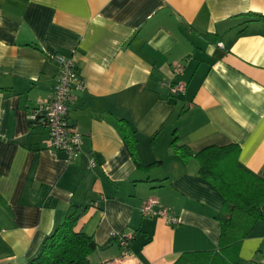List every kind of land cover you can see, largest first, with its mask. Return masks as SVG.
Masks as SVG:
<instances>
[{
	"label": "crops",
	"instance_id": "crops-1",
	"mask_svg": "<svg viewBox=\"0 0 264 264\" xmlns=\"http://www.w3.org/2000/svg\"><path fill=\"white\" fill-rule=\"evenodd\" d=\"M54 54L70 57L84 84L68 109L82 135L72 162L29 120L51 97ZM168 80L184 92L171 96ZM116 119L135 130L147 169ZM174 138L191 152L236 143L239 165L264 177V0H0V264H25L63 213L85 202L75 231L97 244L92 264H173L216 250L222 195ZM148 197L177 222L142 215ZM112 232L132 238L122 248ZM238 256L264 264V221Z\"/></svg>",
	"mask_w": 264,
	"mask_h": 264
},
{
	"label": "trees",
	"instance_id": "trees-1",
	"mask_svg": "<svg viewBox=\"0 0 264 264\" xmlns=\"http://www.w3.org/2000/svg\"><path fill=\"white\" fill-rule=\"evenodd\" d=\"M36 121L42 123L41 118ZM112 123L136 166L147 169L136 153L135 130L121 119ZM176 139L171 142L174 150L183 158L194 157L197 160L199 175L215 186L223 201L217 217L220 226L217 249L184 252L173 264H238L241 241L258 221H264V177L239 165V146L236 143L210 145L198 152H191L185 145H177ZM90 205V202L71 205L46 236L38 253L25 264H92L89 255L98 247L97 244L92 236L75 231L78 220Z\"/></svg>",
	"mask_w": 264,
	"mask_h": 264
},
{
	"label": "built area",
	"instance_id": "built-area-1",
	"mask_svg": "<svg viewBox=\"0 0 264 264\" xmlns=\"http://www.w3.org/2000/svg\"><path fill=\"white\" fill-rule=\"evenodd\" d=\"M51 58L59 66L51 97L46 102L39 103L32 110L29 120L34 123L37 122L38 118H41L43 125L48 130L47 147L52 151H64L67 161L72 162L79 155L82 135L70 124L68 109L75 101L77 92L83 91L84 84L74 61L70 57L54 54ZM181 71L182 66L176 64L172 69V75L176 76ZM162 84L168 88L169 94L173 97L179 96L184 92L182 83H174L172 80H168L162 82ZM96 165L95 160L89 157L87 168L91 169ZM155 207L156 210H154ZM139 209L144 216L154 213L166 218L168 223L174 224L177 222L176 218L167 216V208L161 206L159 201L153 197L146 198ZM111 237L117 239L122 248H125L128 241L132 238L131 236H121L114 232L111 233ZM124 253H126V250Z\"/></svg>",
	"mask_w": 264,
	"mask_h": 264
}]
</instances>
